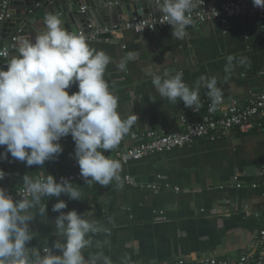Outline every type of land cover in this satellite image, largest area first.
<instances>
[{
	"label": "crops",
	"instance_id": "obj_1",
	"mask_svg": "<svg viewBox=\"0 0 264 264\" xmlns=\"http://www.w3.org/2000/svg\"><path fill=\"white\" fill-rule=\"evenodd\" d=\"M44 1L14 0L11 4L10 13L22 12L26 5L32 7L30 20L27 15L21 19L26 23L25 36L21 40H34L45 29L44 17L51 12ZM200 1L195 0L194 7ZM149 5L152 7L148 17L163 14L154 1ZM83 6L87 10L90 8L86 3L80 10ZM129 18L115 16L108 23L112 21V26H120ZM86 19L88 23L107 25L106 22L98 23L96 15ZM5 21H0V42L8 43L14 32L2 36ZM172 31L171 27L157 34L140 36L120 30L99 40H88L90 47L103 50L112 58L105 79L119 98L121 116L131 112L138 116L117 149L105 152L106 156L111 158L116 152L133 146L136 143L134 133L145 127L160 132L180 128L186 107L182 101L173 104L155 92L153 72H182L189 87L201 76H215L218 85L224 88L225 97L246 99L264 88V74L261 73L264 71V37L254 19L236 18L227 25L216 21L194 23L184 39L174 38ZM17 46L7 60L17 54ZM128 51H134L136 57L128 63L127 71H120L116 65ZM229 55L236 59L246 57L248 63L236 67L225 83L224 66ZM156 65L161 67L157 69ZM3 66L0 60V67ZM68 91L72 94L78 88L73 85ZM205 92L206 89H200L201 100H208ZM60 143L64 149L62 154L43 166L27 167L10 155L7 160L0 161V169L6 173L0 180V187L9 192L22 186L25 175L56 177L69 172L76 161L75 143L71 135L62 138ZM4 151L5 148L0 147V153ZM262 168L264 130H234L218 139L204 138L193 145L123 167L122 188L115 183L103 187L95 182L89 185L78 182L74 185L80 187V200H72L65 194L44 197L41 203L47 204V214L40 215V205L30 210L34 215L30 222L34 238L27 246L33 252H41L43 247H51L58 239L55 219L59 213L53 212L52 206L64 200L68 207L63 211L91 214L86 218L101 225V231L89 234L91 245L84 250L86 258L102 252L113 264H172L179 257L193 260L215 256L227 259L230 264H241V257L252 253L244 264H258L254 257L262 251L258 242L264 223L261 215L264 176L257 173ZM127 174L132 176L135 186L126 182ZM151 184L159 188H146Z\"/></svg>",
	"mask_w": 264,
	"mask_h": 264
},
{
	"label": "clouds",
	"instance_id": "obj_2",
	"mask_svg": "<svg viewBox=\"0 0 264 264\" xmlns=\"http://www.w3.org/2000/svg\"><path fill=\"white\" fill-rule=\"evenodd\" d=\"M163 13L172 35L184 39L193 26L192 12L195 0H154ZM253 5L264 8V0H253ZM45 29L34 40H21L17 54L0 67V161L24 162L27 167L43 166L63 152L62 138L71 135L75 143L74 158L80 175L87 185L95 182L107 187L115 183L123 187L122 165L105 152L114 151L123 137L135 125L134 113L122 117L118 111L119 98L105 79L112 58L103 50L90 47L88 39L78 31H69L57 15L44 17ZM136 53L128 51L117 63L120 71H127L128 63ZM248 63L246 57H226L224 82L236 67ZM157 69L161 66L156 65ZM73 85L78 91L70 94ZM155 92L175 104L182 101L195 111L202 106L200 89H206L209 110H215L224 97V88L217 77L201 76L193 87L183 80L182 72L165 70L152 73ZM232 87H235L234 85ZM6 173L0 169V180ZM22 186L25 194L14 199L0 187V264H113L102 252L90 254L84 250L91 245L90 233L101 231L91 214L77 210L63 211L67 202L59 200L52 211L58 239L51 247L33 252L27 245L34 238L30 211L40 205V215L47 214L44 197L67 195L80 200V187L69 179L60 182L49 174L33 177L25 175ZM59 253V254H57Z\"/></svg>",
	"mask_w": 264,
	"mask_h": 264
},
{
	"label": "built area",
	"instance_id": "obj_3",
	"mask_svg": "<svg viewBox=\"0 0 264 264\" xmlns=\"http://www.w3.org/2000/svg\"><path fill=\"white\" fill-rule=\"evenodd\" d=\"M13 0H3V10L0 13V21H5L10 16V7ZM87 10L82 7V12ZM249 17L254 19L264 37V8L253 5V0H216L206 2L201 0L194 7L192 18L194 23L204 24L211 21L227 25L236 18ZM163 18V14L158 16H133L123 22L122 25H97L89 22L87 27L79 30L89 41L101 39L104 35L113 34L120 30H129L137 35L145 36L158 33L171 28ZM25 28L18 27L10 36L8 43L0 42V60L7 61L10 52L16 48L21 38L25 36ZM1 34V29H0ZM264 74V71L261 72ZM202 106L195 111L193 108L185 109L182 115V124L178 129L158 131L152 127H145L134 133L136 143L124 150L115 153L111 159L119 160L122 168L132 162L141 161L147 157L170 152L180 147L195 144L201 139L214 140L229 135L234 130L250 132L255 129L264 130V88L255 93H251L246 99L237 97H223L221 104L215 110H209V100L203 99ZM259 176H264V168L258 170ZM69 179L74 183H86L80 175V169L75 161L69 172L57 174V182L61 178ZM126 182L135 186L136 182L130 174L126 175ZM240 186V185H239ZM257 185L254 184V187ZM146 188L158 189L155 184L146 185ZM179 190V188H177ZM14 199H20L25 194L23 186L7 192ZM250 213V212H248ZM264 217V203L262 204V214ZM259 247L262 248L258 257L254 260L258 264H264V223L259 230ZM252 255L247 254L241 257L240 263L244 264ZM172 264H230L227 259L220 257H208L202 259L177 258Z\"/></svg>",
	"mask_w": 264,
	"mask_h": 264
},
{
	"label": "water",
	"instance_id": "obj_4",
	"mask_svg": "<svg viewBox=\"0 0 264 264\" xmlns=\"http://www.w3.org/2000/svg\"><path fill=\"white\" fill-rule=\"evenodd\" d=\"M153 1L154 0H74L71 3L68 0H45L43 4L51 14L57 15L61 19L63 26L67 30L78 31L80 24L83 28L87 27L88 21L86 18L92 17L93 15H96L98 23L106 22L107 25L113 24L112 21H110V23L108 22L109 19H114L115 16H120L122 19L124 16L130 18L133 16L146 17L151 13L152 5H149V3ZM86 3L90 4V8L82 12L80 8ZM38 4L39 3H37V5ZM2 10L3 0H0V13ZM30 12H32V7L29 5H26L22 12H11L4 23L2 36L7 37L18 27H23L26 30V23L21 21V19H23L24 15H27L28 20H30Z\"/></svg>",
	"mask_w": 264,
	"mask_h": 264
}]
</instances>
